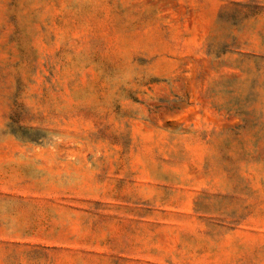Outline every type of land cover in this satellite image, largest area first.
Instances as JSON below:
<instances>
[{
    "label": "rangeland",
    "instance_id": "374dc122",
    "mask_svg": "<svg viewBox=\"0 0 264 264\" xmlns=\"http://www.w3.org/2000/svg\"><path fill=\"white\" fill-rule=\"evenodd\" d=\"M0 264H264V0H0Z\"/></svg>",
    "mask_w": 264,
    "mask_h": 264
}]
</instances>
